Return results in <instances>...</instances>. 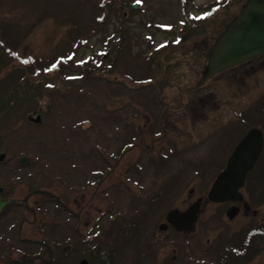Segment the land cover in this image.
Instances as JSON below:
<instances>
[{
	"label": "rangeland",
	"instance_id": "374dc122",
	"mask_svg": "<svg viewBox=\"0 0 264 264\" xmlns=\"http://www.w3.org/2000/svg\"><path fill=\"white\" fill-rule=\"evenodd\" d=\"M104 1L0 0V41L18 55L13 59L0 52V62L8 64L6 69L0 65V81L39 75L48 94L43 112L33 114H42L41 122L20 118L1 127L0 186L20 200L44 189L76 210L88 204V220L110 222L106 231L117 227L115 239L114 231L104 233V242L117 251L115 264H234L220 249L227 237L264 221V204L244 211L240 203L241 211L229 219L233 203H214L207 195L239 140L252 127H262L264 56L195 85L229 18L220 20L228 7L238 13L242 4L109 0L108 8ZM134 3L139 7L132 8ZM215 3L220 4L216 10ZM209 7L212 20L207 22ZM252 65L257 67L253 72ZM160 152L168 154L167 165L157 164ZM23 156L30 161L22 163ZM84 177L93 182L89 192ZM83 189L85 195L74 196ZM241 191L248 202L247 188ZM198 197L204 202L194 231L159 230L170 209H186ZM43 201L35 194L29 202L38 210L37 221L22 204L4 209L0 264H41L34 260L41 249L20 238L42 237L62 246L58 238L67 244L65 221L59 233L53 227L43 236L36 233L39 223L43 227V221L53 220L54 210L69 224L76 221ZM144 236L155 237L148 249L141 248ZM26 254L32 260L24 259ZM88 258L68 256L53 264H92ZM249 264H264V248Z\"/></svg>",
	"mask_w": 264,
	"mask_h": 264
},
{
	"label": "water",
	"instance_id": "95a60500",
	"mask_svg": "<svg viewBox=\"0 0 264 264\" xmlns=\"http://www.w3.org/2000/svg\"><path fill=\"white\" fill-rule=\"evenodd\" d=\"M134 4L133 8H137ZM264 54V0H246L240 11L229 21L218 35L209 50L205 64L196 87L203 86L220 72L245 63ZM264 147V132L257 127L251 128L236 145L228 158L226 167L217 175L207 199L214 203L234 202L227 210V217L234 218L243 206L249 209L245 195L241 191L246 183L247 174L254 168ZM4 155L0 156V159ZM29 157L21 158L22 163H28ZM4 188L0 186V193ZM47 193V192H46ZM10 200L0 199V214ZM16 201V199H13ZM204 197H198L186 209L173 208L167 213L166 223L160 229L169 225L177 231L189 233L194 231L202 212Z\"/></svg>",
	"mask_w": 264,
	"mask_h": 264
},
{
	"label": "trees",
	"instance_id": "16d2710c",
	"mask_svg": "<svg viewBox=\"0 0 264 264\" xmlns=\"http://www.w3.org/2000/svg\"><path fill=\"white\" fill-rule=\"evenodd\" d=\"M220 1L222 0H218L217 2ZM227 1H230L229 4H235V0ZM245 1L246 0H240L238 2H241V4H243ZM216 3L213 5L214 10H216L220 6V4ZM120 5L121 4L119 3V6ZM103 6L109 8L112 6V4L109 2V0H105ZM122 7L123 4L121 8ZM211 7H209L208 10L204 11L206 12V15L203 19L207 22L212 20L208 19L209 17H211V14L213 12V9L210 10ZM236 14L237 13L235 11H232L231 6L228 7L224 14V16L226 17L224 19H221L220 23L221 21L225 23L227 21V18L231 20V18ZM229 20L227 21V23L229 22ZM206 25L207 24H205L204 27ZM200 26L201 25H198L197 27ZM0 43L4 44V46H0V52L4 53V56H9L13 59L18 58V55L15 54V51H12L8 47H6L3 41H0ZM0 65L1 67H5V69L8 67L7 61L5 59L0 62ZM255 66L254 68H252L253 71H255L256 69ZM3 78L4 80L0 81V138H2L1 127L10 122L17 121L20 118H26L27 120L34 121L36 123L41 122L42 114H37V117H35V115L33 116V114L36 111L43 112V109L41 108V102L46 101L47 104L48 101V94L45 93L46 89L44 88V81L39 75H33L32 77L26 75L16 80H10V77H8L7 79H5V77ZM260 108L261 109H259V112L263 116L264 104H262ZM49 110L50 107L47 106V111ZM261 129L264 132V117L262 119ZM126 150L127 149H124L123 151L125 152ZM244 187L247 188L248 197H246L248 199L250 208L252 207L251 205L264 204V147L262 154L256 162L254 168L247 174ZM250 238L253 240L252 243L250 242ZM226 239L228 240L227 245L222 247L220 249V252L230 255L231 258H229V260L235 263L242 262V264H249L264 248V221L251 225L249 224L238 235V237L237 235H235L234 238L230 236ZM113 257L114 256H95L94 260L93 257H91L90 259L92 261V264H101V261H103L104 264H115L112 260Z\"/></svg>",
	"mask_w": 264,
	"mask_h": 264
},
{
	"label": "flooded vegetation",
	"instance_id": "af4514ba",
	"mask_svg": "<svg viewBox=\"0 0 264 264\" xmlns=\"http://www.w3.org/2000/svg\"><path fill=\"white\" fill-rule=\"evenodd\" d=\"M263 56H264V54L261 56L255 57V58H253V59H251V60H249L243 64H240L236 67H233V68H231L225 72H232L239 67H244L247 63L253 62L255 59H258L259 57H263ZM254 66L255 65H252L251 68H254ZM261 66L262 65H260V67ZM244 69H247V68H244ZM252 72H253V70H252ZM248 73H249V69H248ZM220 74H222V73H220ZM220 74H218V75H220ZM149 118H150L149 124H152V126H153V124H155L154 117L150 114ZM151 132H152V129H151ZM166 133H167V130L165 131L164 134H166ZM156 139L157 138L153 139L154 140L153 143H155ZM154 147H155V145H154ZM234 148H233V150H234ZM233 150H232V152H233ZM159 154L161 155V152ZM167 156H168L167 153L162 154L160 156L161 157L160 161L157 162V164L167 165V162H166ZM119 162L120 161L116 160V165H118ZM107 176L108 175H106L105 178ZM117 177L120 178L119 175H117ZM75 179L77 180V182L80 180L77 177H75ZM81 180H82L83 184H85V187H87V190L89 192V190L93 184L92 180H90L87 177H84ZM120 180H121L120 183L123 184V179L120 178ZM79 184H81V183H79ZM119 184H117V189H116L117 192H120L118 190V188L120 187ZM15 189L16 188H13L12 190H15ZM85 189L81 190L79 193L75 194L74 196L80 195L81 193H83L85 195L87 193V191ZM15 193L16 192L8 193V190H6V188L4 187V192L2 193V195L0 197L5 198L4 197L5 195H7V194L10 195V194H15ZM35 194H42L44 196V201H43L44 203H53L54 206L57 207V209H60V210L67 212L68 215L72 219H76V221L70 222V224H69L68 221L62 220L59 216L55 215L56 210H54L53 220L48 222V225L46 224V221H43L45 226L42 227L41 223H39V225H38L39 227H37L36 233L38 235L41 234L40 236H43V234H46V231L49 227L56 228V233H59L61 228H62V225L65 221L66 225H67V230H68V238H67V244L66 245L62 244V242H59L58 238H55L54 240L55 241L57 240L56 243L58 245H62V246L52 245L48 242L47 239H43L42 237L40 239H37V240H33L30 238H20L21 240L29 243L30 245H34L35 248L38 247L41 249L40 253L37 252V254H36L37 257L34 258L35 261L41 260L42 261L41 264H53L58 259H62L64 257L82 255V256H89L88 259L90 261H91L90 258L92 256H103V257L104 256H114L112 260L114 263H116V258H117L116 252L117 251H114V249H111L110 246L104 242V239L107 237L104 233H106L107 231H114L113 233L110 234V236L113 239H115V237L118 236V234H115L117 227H113V228L108 227V230L106 231L105 226L110 225L111 224L110 222L106 221V222L102 223L100 221H93V223H92V221L88 220L87 218H88L89 212H90L88 210V204H85V205H83L82 208H80L79 210H76L70 203L66 202V199L63 196H61L59 194H55V192H52L49 190H44V189H33L30 193H28L25 196V198L23 200H20L18 198H12L11 195L9 196L10 198H6V199L10 200L9 204L10 203L12 205H21L22 204V206H24V207L27 206L34 215L33 216L34 221H37L38 220V210L35 208H32L29 205L31 198ZM13 199H16V201H13ZM37 201H35V204L37 203ZM110 208H112V207H110ZM38 209H40V207ZM105 212L107 213V210H105ZM101 217H104V215L102 214ZM166 217H167V215H166ZM26 219H28V218H25L21 223V227H20V231H19V237L21 236L22 230L24 229V222ZM166 221L159 224V226H158L159 230H161L160 226L162 224L166 223ZM107 222H108V224H107ZM172 227L173 226L169 225L166 229H163V230H168L169 228H172ZM173 229L178 234H186L184 232L182 233V232L177 231L174 227H173ZM33 232L35 233V231H33ZM103 234H104V237H102ZM144 238H146V237L144 236ZM110 240H111V238H110ZM146 240L147 241L144 242L146 244H141V248L148 249L149 246L152 244V242L155 240V237H151V238L149 237V238H146ZM164 240H166V239H164ZM106 247H107V249H106ZM153 247H152V249H153ZM118 249L120 250L121 248H118ZM42 250L45 251L46 255H48V260H45V258L43 257L45 255L42 254ZM136 253L139 255H142V256L146 255V253H142L138 249L136 250ZM23 256H24V259L32 260L31 258H28L27 254L23 255ZM224 256H230V255L226 254ZM13 262L17 263V260L14 259ZM101 264H104L103 261H101Z\"/></svg>",
	"mask_w": 264,
	"mask_h": 264
},
{
	"label": "snow or ice",
	"instance_id": "6c2138e0",
	"mask_svg": "<svg viewBox=\"0 0 264 264\" xmlns=\"http://www.w3.org/2000/svg\"><path fill=\"white\" fill-rule=\"evenodd\" d=\"M137 2H139V0H137Z\"/></svg>",
	"mask_w": 264,
	"mask_h": 264
}]
</instances>
